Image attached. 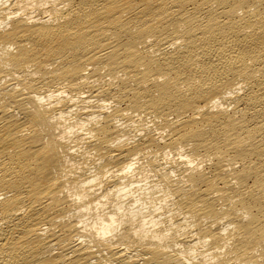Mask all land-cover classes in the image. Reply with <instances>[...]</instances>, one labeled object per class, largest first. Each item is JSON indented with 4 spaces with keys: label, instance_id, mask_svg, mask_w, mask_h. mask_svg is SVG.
Wrapping results in <instances>:
<instances>
[{
    "label": "bare ground",
    "instance_id": "6f19581e",
    "mask_svg": "<svg viewBox=\"0 0 264 264\" xmlns=\"http://www.w3.org/2000/svg\"><path fill=\"white\" fill-rule=\"evenodd\" d=\"M0 264H264V0H0Z\"/></svg>",
    "mask_w": 264,
    "mask_h": 264
}]
</instances>
